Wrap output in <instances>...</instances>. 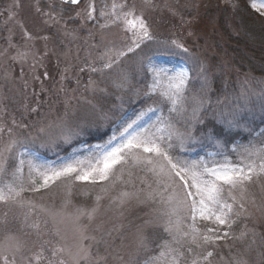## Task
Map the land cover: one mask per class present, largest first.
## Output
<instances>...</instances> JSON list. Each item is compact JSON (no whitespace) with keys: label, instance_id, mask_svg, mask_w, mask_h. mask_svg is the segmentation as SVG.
Here are the masks:
<instances>
[{"label":"snow or ice","instance_id":"6c2138e0","mask_svg":"<svg viewBox=\"0 0 264 264\" xmlns=\"http://www.w3.org/2000/svg\"><path fill=\"white\" fill-rule=\"evenodd\" d=\"M13 7L18 12L20 0ZM33 7L40 26L32 30L18 21L20 39L14 42L9 29L0 48V264H139L144 252V264H264V234L257 231L264 220V133L259 144L234 143L241 131H250L256 102L264 119V88L230 96L225 82L216 95L205 59L174 36L157 38L152 15L167 11L183 20L182 0H36ZM77 20L86 32L82 58L79 47L75 54L58 50L63 39L57 37L77 38L69 28ZM177 52L194 71L157 62ZM50 53L58 68L63 57L59 79L47 70L25 79L24 66L34 73ZM73 69L88 74L84 88L91 93L77 128L113 120L126 98L145 108L134 119L120 117L118 134L97 145L87 162L48 165L29 145L70 141L69 109L81 84L79 75H69ZM49 79L54 86L45 88ZM32 81L40 82L47 101ZM57 102L65 116L49 124L41 109L47 103L50 111ZM197 146L208 151L189 158ZM77 181L102 184L94 206L70 209L66 200L53 212L44 205L53 186L70 189ZM105 197L119 217L134 214L140 221L131 239L123 224L104 226L99 202Z\"/></svg>","mask_w":264,"mask_h":264},{"label":"rangeland","instance_id":"374dc122","mask_svg":"<svg viewBox=\"0 0 264 264\" xmlns=\"http://www.w3.org/2000/svg\"><path fill=\"white\" fill-rule=\"evenodd\" d=\"M44 0H40L42 4ZM110 3L111 0H108ZM160 3H172V0H158ZM22 5L21 9L16 12L13 7L14 0H0V48L6 47L5 40L9 36V29L13 31L12 39L14 42L20 39V29L17 24L18 21L23 22L25 27L35 30L38 26H40V20L38 14L35 13L33 5L36 3V0H20ZM84 1L82 2L83 5ZM240 3L246 4L250 9L255 12L257 15H260L264 18V0H182L181 13L183 16V20L179 16L172 17L167 11L154 13L151 17L153 22V30L159 39H166L169 37H175L180 39L186 43V45L193 50L192 44L198 43V47L203 51V37L212 31L214 25L216 27L217 23L213 20V24L203 23V15H239L238 13H234L229 10L238 8ZM186 4L187 7H183ZM193 5H197L198 7H193ZM80 5L74 7L79 10ZM14 14V19L10 20L9 15ZM72 15H75V12H72ZM70 29H76V39L73 40L72 37H57V39H63V44L58 46V50L68 51L71 50L72 54H75L76 51H80L81 58L85 55V48L83 41L86 38V32L80 28V22L77 20L75 24L69 25ZM189 32H192V35H189ZM206 33V34H205ZM190 42V46H189ZM37 49H43V41L37 42ZM199 56V55H196ZM200 57V56H199ZM201 58V57H200ZM56 57L52 56L51 53L49 57H46L43 61L44 66H37L35 72L33 73L27 65L24 66V71L26 73L25 79L31 81V77L33 74L41 75L45 70H47L50 74V77H55L59 79V73L64 68L63 57H61V64L58 68L56 66ZM157 62L162 64L165 67L172 68L176 71L180 70H195V65L191 63L187 57L177 52L174 55H163L157 58ZM20 71V66L14 65L13 67V75H17ZM69 75H79L81 78V73H77L75 69H73ZM41 79L43 77L41 76ZM45 88H52L54 86V81L52 79L46 80L44 82ZM32 87H35L36 92L40 94L39 98L41 101H47L48 95L46 93H40V82L32 81ZM70 94H73L70 92ZM87 94V93H86ZM75 95V93L73 94ZM78 97V95H75ZM82 96V97H81ZM80 102L77 104L76 100L72 101V106L69 109V118L67 121V131L71 135V139L69 142H64L63 139H58L55 144L50 146H40V142L37 141L29 145L30 150L35 151L39 154L40 160L43 163L48 165L58 166L61 163L68 161L73 158H77L87 162L91 156L95 154L94 150L97 145H103L107 143V141L114 135L118 134L119 123L117 122L115 126L112 125L109 121L104 122L102 124V128H112L111 133L108 138L102 142L97 143H81L78 144L81 134L86 129L95 130L98 128L97 126H84L81 124L80 128L76 127V124L79 123L78 117L83 114V112L88 108L86 101L90 98V95L84 99L85 94H81ZM31 97L29 98V102L31 101ZM55 99V97H53ZM63 99V94L61 96V100ZM21 101L23 102V97H21ZM128 108V107H127ZM145 105L141 100L137 99V106H135L132 110L126 109L121 110L122 113L120 117L125 119H134L138 112L144 110ZM42 114L46 118V122L49 124L55 125L58 123L61 118L65 116V109L61 102H57L51 110H48V104L45 103L41 109ZM155 116H153V119ZM120 119V118H119ZM117 119V121H119ZM253 122L250 124V131H253V127L251 128ZM113 126V127H112ZM54 132H58L59 129H53ZM250 131H241L246 135L244 140L236 141L238 144H248L250 140L260 143L262 137L261 133H264V125L261 126L254 133H250ZM77 141V143H76ZM70 147V151L66 154L63 153L65 148ZM231 148V145L229 146ZM208 149H201L197 146L193 151L189 152L187 156L189 158H196L199 154L200 156H204ZM231 159L234 162H238V157L235 154H231ZM59 183V182H58ZM107 183V182H104ZM102 184L98 183L97 185H91L88 182L77 181L70 185V189L64 185L60 187L53 186L52 190L45 195L43 203L46 207H48L53 212H58L61 210L65 201H70L69 208L73 207H91L96 203L95 197ZM100 219L104 222L105 227H111L113 223L116 225L123 224L125 230V236L128 239H131L132 233L135 231V226L140 223L139 220L135 218L134 214H126L125 217H119L118 213L114 210L108 199L105 197L100 202ZM5 211L3 207H0V214ZM261 225V221L257 224V230ZM62 227L67 226L71 227L70 223L66 225H61ZM49 228H51V222H49ZM47 238V237H45ZM237 249H234L236 251ZM152 254H155V250ZM149 253H141L138 257L139 264H144L145 259H147ZM253 257L256 256L254 252Z\"/></svg>","mask_w":264,"mask_h":264},{"label":"trees","instance_id":"16d2710c","mask_svg":"<svg viewBox=\"0 0 264 264\" xmlns=\"http://www.w3.org/2000/svg\"><path fill=\"white\" fill-rule=\"evenodd\" d=\"M229 10L239 15H203V23L208 21L212 25L215 20L217 25L216 27L212 25V31L205 38L203 37V51L198 47V43H195L192 44V52L205 59L212 69L216 95H220L219 90L224 87L225 82L227 84L226 93L230 96L245 89L259 93L264 88V18L244 3H240L236 9L230 8ZM81 75L80 87L75 92L79 99L76 100L77 104L81 101V94L86 95L84 99L90 95V91L84 88L88 74L81 73ZM74 87V84H70V88ZM135 106H137V99L128 101L126 98L122 111L132 110ZM121 114L119 112V116L109 122L115 126ZM262 125H264V119L261 118L259 103L256 102L251 125L254 129L249 134L257 131ZM111 129L100 126L95 130L86 129L81 134L78 144L102 142L108 138ZM245 138L246 135L240 132L235 136L234 143ZM69 148H65L63 153H68ZM257 231L264 234V220H261Z\"/></svg>","mask_w":264,"mask_h":264},{"label":"water","instance_id":"95a60500","mask_svg":"<svg viewBox=\"0 0 264 264\" xmlns=\"http://www.w3.org/2000/svg\"><path fill=\"white\" fill-rule=\"evenodd\" d=\"M84 0H82V2H83ZM73 7H76V6H73Z\"/></svg>","mask_w":264,"mask_h":264}]
</instances>
